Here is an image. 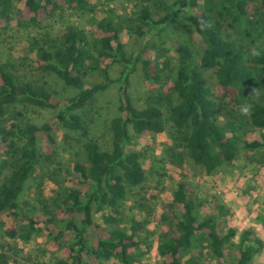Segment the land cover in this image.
I'll return each instance as SVG.
<instances>
[{"label": "trees", "instance_id": "16d2710c", "mask_svg": "<svg viewBox=\"0 0 264 264\" xmlns=\"http://www.w3.org/2000/svg\"><path fill=\"white\" fill-rule=\"evenodd\" d=\"M143 1L148 4L134 11L127 27L149 38L133 51L121 42L120 26L110 12L93 19L89 32L69 23L54 35L46 31L33 38L34 69L77 90L64 100L44 80L25 79L13 64L0 62V233L22 241L41 233L61 251L57 264H105L111 259L135 264L146 253L149 242L138 224L128 227L123 220L125 198L146 179L142 153L127 148L132 135L167 131L171 148L180 150L178 157L186 155L211 173L238 154L235 116L241 121L244 115L252 127L264 129V0ZM15 2L23 3L16 13ZM63 9L84 12L93 7L89 0H0V36L14 13L19 24L29 26ZM177 25L178 42L161 38ZM194 33L202 40L199 50L188 42ZM136 76L147 92H157L143 106L132 97ZM111 86L117 106L109 122V148L102 149L93 138L78 141L77 160L68 167L55 163L58 132L86 136L81 113ZM212 86L236 90L233 120L220 122ZM19 105L53 110L54 117L40 123L25 119ZM246 147L260 149L264 165V132ZM42 172L57 188L45 199L39 193L38 208L28 210L20 198ZM193 196L190 184L180 182L162 205L166 230L157 245L161 264H252L262 241L247 229L235 244L237 230L219 227L220 218L230 214L224 202L209 197L213 212L200 219ZM226 250L229 255L236 250V257L225 263ZM2 259L0 254V264H5Z\"/></svg>", "mask_w": 264, "mask_h": 264}, {"label": "rangeland", "instance_id": "374dc122", "mask_svg": "<svg viewBox=\"0 0 264 264\" xmlns=\"http://www.w3.org/2000/svg\"><path fill=\"white\" fill-rule=\"evenodd\" d=\"M89 1L93 7L92 11L57 10L53 16L44 18L39 24L29 26L18 23L15 13L23 8V3L15 2V13L1 32L0 62L13 64L17 73L25 79L44 80L49 89L54 91L56 98L64 100L73 96L77 90L65 86L55 75L43 74L34 69L32 61L35 59V53L30 52V42L34 37L39 38L46 31L54 35L69 23L89 32L93 19H99L110 12L120 26V40L128 51L135 50L137 45L144 44L149 38V36L139 37L135 33L132 34L127 27L128 24H133L134 11L148 3L143 0ZM180 35V27L177 25L164 30L161 38L165 41L178 42L181 39ZM188 42L195 50H199L202 46V40L196 33ZM131 92L134 102L140 106L146 104L147 96L150 101L157 95L156 90L147 92L138 76L133 79ZM212 92L220 106V122H224L226 118L233 120L232 107L234 109L236 107L233 105L232 97L236 94V90L230 87L212 86ZM116 106L117 95L114 86L98 93L94 102L81 113L86 123V136L82 132H67V134L63 130L58 132L55 163L59 161L64 167H68L69 161L77 160L75 152L78 150L76 146L78 141L93 138L102 149L109 148V122L116 113ZM17 109L23 112V118L37 123L54 117V111L46 108L19 105ZM242 110L244 114L246 108L243 106ZM235 118V126H239L235 133L238 136V154L234 160L211 173L195 165L186 155L178 157L176 154L180 150L171 148L172 142L167 131L132 135V143L128 144L127 148L133 147L142 153L146 179L141 185L133 188L125 198L123 220L128 227L136 222L141 236L149 242L146 253L138 258L139 261L135 264H161L157 245L159 235L166 230V224L161 217L162 205L172 198V193L180 182H187L192 187L195 215L200 219L213 212L208 202L209 197L224 202L230 209V214L226 219L220 218V229L225 231L226 225L234 227L237 230V235L233 239L235 244H239L242 232L247 229L252 230L263 243L262 248L254 256L252 264H264V165L259 161L260 149L252 150L246 147L247 142L260 140L264 129L252 127L244 115L241 121L236 116ZM226 133L229 136L233 134L230 129ZM37 175L32 181V186L20 198L21 205L28 210L38 208L36 198L39 193H42L41 196L45 199L53 196L57 188V185L44 176V172ZM95 218L101 222L99 215ZM50 242L41 233L34 234L29 241H22L18 238H8L1 232L0 254H3L2 260L5 264H57L62 253ZM235 257L236 250H232L230 255L226 250L222 261L226 263ZM105 264L121 263L111 259ZM209 264H217V262L212 261Z\"/></svg>", "mask_w": 264, "mask_h": 264}]
</instances>
